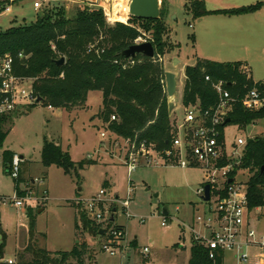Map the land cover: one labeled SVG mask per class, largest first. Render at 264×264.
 I'll use <instances>...</instances> for the list:
<instances>
[{
  "label": "rangeland",
  "instance_id": "rangeland-1",
  "mask_svg": "<svg viewBox=\"0 0 264 264\" xmlns=\"http://www.w3.org/2000/svg\"><path fill=\"white\" fill-rule=\"evenodd\" d=\"M13 5L12 14H3L6 7L0 6V31L12 26L35 22L38 16L54 11L55 7L63 8L69 18L74 17L83 6L101 9L99 5L112 10L114 0H100L99 5L92 6L83 0H0ZM96 1V0H95ZM131 0H116L119 5L129 4ZM188 0H164L160 3L161 16L165 24V38L173 45H178L180 64L173 68L170 57L165 64L173 69L177 77L175 101L170 108L171 122L176 129L185 114L182 105L185 84L184 69L193 66L196 61V48L191 39L195 35L196 22L186 12ZM39 2L38 11L34 3ZM5 8V9H4ZM102 10V9H101ZM13 19L17 22H14ZM125 21L129 23L126 17ZM108 22V20H107ZM123 23L121 21H115ZM124 24V23H123ZM149 39L153 38V25L134 23ZM192 25V26H191ZM166 70L165 72H173ZM264 68L255 66L254 76H263ZM174 73V72H173ZM255 78V79H256ZM258 79V78H257ZM261 82V81H258ZM28 94L32 92V82L24 80L22 84ZM103 97L100 92H93L86 102V107L71 111L53 109L30 101H24L12 116L11 123L5 130L12 128L2 150L21 156L24 162L21 167L20 181L14 180L0 168V196L14 198L25 194L28 189L35 192L33 202H27L22 209L9 205L0 206V244L2 234L6 235V248L2 260L17 261L16 254L22 252L28 244L31 218L29 209L34 214L35 231L40 235V245L51 252L71 251L78 238L76 236V219L79 210L76 204L97 197L102 190L104 200L119 197L127 198L129 188L132 190L130 217H127L120 205H117L116 224L126 229V241L122 249H116V255L100 251L103 239L87 235L90 254L96 257L97 264H190L191 248L196 232H206L196 224L199 213L206 212L198 191L204 184V171L200 168H182L176 165H164L159 159L147 165L140 163L136 171L129 176L123 159L127 150L126 144L114 135L102 138V121L99 118ZM30 110L28 112L27 110ZM264 138V122L240 129L229 125L224 129L227 151L233 152L234 144L239 138ZM54 141L69 152L75 163L94 162L76 173L66 174L62 168L41 164L44 140ZM249 175L245 173L238 181L246 183ZM37 182L34 186L32 181ZM28 188V189H27ZM45 199L39 200V199ZM116 209V205L109 206ZM178 209V210H177ZM164 210L167 215L164 214ZM166 226H162L164 219ZM250 227L256 232L257 240L264 238V208L255 209L250 214ZM135 242L136 246L131 243ZM148 248V253L144 249ZM249 259L242 264H259L264 249L252 246L248 249ZM235 253H224V264H238Z\"/></svg>",
  "mask_w": 264,
  "mask_h": 264
},
{
  "label": "trees",
  "instance_id": "trees-1",
  "mask_svg": "<svg viewBox=\"0 0 264 264\" xmlns=\"http://www.w3.org/2000/svg\"><path fill=\"white\" fill-rule=\"evenodd\" d=\"M1 5L6 7L8 2H0ZM261 7L262 2H259L238 9L210 12L203 0H190L186 11L194 19H200L214 14L247 15L257 12ZM134 23L153 25L151 42L156 54L154 59L138 56L133 66L124 68L123 65L129 59L122 53L135 45L136 39L142 34ZM165 31L162 18H131L129 25L120 22L110 25L101 9L83 6L74 17L69 18L65 9L55 7L54 11L48 10L38 16L35 22L0 31V58L8 54L14 57L15 75L32 82V92L36 98L42 99V106L66 111L84 108L90 92H101L103 101L98 115L103 127L108 125L110 133L117 139H130L137 145L144 143L162 154L171 147L174 134L165 68L158 58H163L178 48L168 42ZM191 39L194 42L195 37L192 36ZM20 54L23 55L22 58ZM62 58L65 60L64 64L58 65L57 62ZM185 77L182 95L184 107L197 105L203 112L216 107L220 96L214 85L219 82L224 83L225 89L235 100L226 119L230 122L219 127L221 142L225 141L224 129L229 125L244 130L258 122H264V107L251 111L242 104L246 94L253 89L264 96V82H255L243 63H220L198 58L194 66L186 67ZM206 77H210V81ZM12 116L4 120V125L11 123ZM113 116L116 117L115 121L111 120ZM9 133L10 129H0V148ZM14 155L5 151L6 167L12 162ZM41 164L46 168L57 166L66 174H72L95 163H75L61 145L45 139ZM263 168L264 138L258 136L248 139L243 148L240 169L249 175L246 186L251 211L264 208ZM76 207L79 210L76 219L78 243L71 251L66 252H51L40 245V235L35 231L34 214L30 208L28 244L22 252L16 254L15 264H97L96 257L90 254L86 236L101 238V227L88 218L81 204H76ZM114 228L122 232L120 240L125 241L126 229L117 224H114ZM2 237L1 260L7 239L5 234ZM131 245L135 247L136 243ZM190 264H224V254L220 252L212 260L208 249L200 240L194 239Z\"/></svg>",
  "mask_w": 264,
  "mask_h": 264
},
{
  "label": "built area",
  "instance_id": "built-area-1",
  "mask_svg": "<svg viewBox=\"0 0 264 264\" xmlns=\"http://www.w3.org/2000/svg\"><path fill=\"white\" fill-rule=\"evenodd\" d=\"M12 2L14 0H11ZM100 0L91 4L96 6ZM130 3L126 17L130 21ZM99 5V4H98ZM106 19L113 24L112 12L102 4L99 5ZM35 9L41 8V4L36 2ZM6 12L10 11L9 5ZM125 12V11H123ZM129 25L127 21L123 22ZM151 42L145 34H141L135 41V44H143ZM152 43V42H151ZM22 58L23 55L20 54ZM155 58V57H154ZM153 58V59H154ZM163 63V58H158ZM117 63V62H116ZM135 59H129L124 64V68L133 66ZM210 81V77H206ZM0 129L5 128L4 120L13 115L24 101L29 99L36 103L37 98L31 92L28 94L22 89L24 79L17 77L14 73V57L5 55L0 58ZM166 84V83H165ZM220 99L216 107L203 112L199 106L184 107L185 114L182 122L173 130V140L171 147L162 154L149 147L144 143L137 145L132 140H123L127 146L123 164L127 168L128 175L131 176L140 163L144 161L147 165L159 159L164 165H176L182 168H200L204 171L205 182L199 189L198 193L201 199L206 192V186L210 187V200L202 202L207 207L206 212L199 213L196 217V224L202 227L206 235L202 232H194L196 239L208 249L209 258L214 260L218 253L223 254L226 251L235 253V259L238 264L246 263L249 259L248 249L252 246H260L264 249V238L257 240L256 232L250 227L251 210L248 205L247 186L246 183L238 181L241 175L246 172L240 169L243 157V148L247 143L246 139L239 138L234 144L233 152L229 153L226 148L225 141H220L221 132L219 127L225 124L229 112L232 110L235 100L231 97L228 90L225 89L224 83L219 82L214 85ZM242 104L251 111H257L264 107V96L258 90L249 91ZM52 108V107H49ZM112 121L116 117L111 118ZM174 124L172 123V128ZM111 134L108 125L104 127L101 133L102 138H107ZM5 151L0 148V168L4 173L14 180H18L21 175V167L24 159L15 154L12 162L6 167L4 165ZM236 172V174H234ZM37 182L32 181L35 186ZM28 189V188H27ZM132 190L129 188L127 198L121 200L119 198H111L104 200L106 192L102 190L97 197L86 202H79L82 209L86 212L88 218L98 224L104 235L101 236L103 243L101 250L116 255V249H122L121 241L122 232L115 230V222H111L112 216H117V205H120L127 217H130V202ZM35 192L28 189L21 196L14 198L0 196V206L9 205L15 209H22L27 206V202L37 200L34 198ZM36 197V196H35ZM44 200L45 199H39ZM116 205V209H110L109 206ZM178 210V209H177ZM167 219H164L162 226H166ZM148 248L144 249V253H148ZM8 264H14L13 260H1ZM259 264H264V255H261Z\"/></svg>",
  "mask_w": 264,
  "mask_h": 264
},
{
  "label": "crops",
  "instance_id": "crops-1",
  "mask_svg": "<svg viewBox=\"0 0 264 264\" xmlns=\"http://www.w3.org/2000/svg\"><path fill=\"white\" fill-rule=\"evenodd\" d=\"M163 1L164 0H160V3ZM189 1L190 0H188L187 2ZM203 1L205 2L207 10L210 12L238 9L262 2V7L257 12L247 15L226 16V15L214 14V15H208L202 17L200 19L193 18L194 21L196 22V27H194L195 35H193L195 37V40L193 43H194V48H196L197 51L195 55L196 60L200 58V59H206L220 63H243L250 71L251 77L255 82L258 81L264 82V70H263V76L257 77L258 79L254 76V71H253V68L255 66L257 67L262 66L264 68V0H203ZM14 4L15 3L10 4L9 5L10 11L9 12L4 11L3 14L6 13L12 14L13 13L12 7ZM35 10L38 11L39 9H35ZM13 21L17 22L16 19L15 20L13 19ZM12 27H9L8 29ZM177 52L178 49L163 57V61H164L163 65L166 70H173L166 67L165 61L166 59H168V57H170L171 64H173L174 60L176 59L179 60L177 64L181 63L178 54H176ZM175 67L176 66H174L173 64V68ZM185 69H184V74H185ZM173 72L175 73L174 70ZM92 93L93 92H90L89 96ZM168 103L170 108H172L173 105H177L175 104L174 99L170 100ZM101 108L102 106L100 107V110ZM27 111L30 112L29 109ZM11 130L12 128H10V131ZM103 131H104V127H103ZM116 220H117V216L115 217V224H116Z\"/></svg>",
  "mask_w": 264,
  "mask_h": 264
},
{
  "label": "water",
  "instance_id": "water-1",
  "mask_svg": "<svg viewBox=\"0 0 264 264\" xmlns=\"http://www.w3.org/2000/svg\"><path fill=\"white\" fill-rule=\"evenodd\" d=\"M85 2L95 3V0H83ZM161 16V6L160 0H131L130 3V19H138V20H158ZM155 47L151 42H146L143 44H135L125 50L122 55L128 59H135L138 56H144L146 58L153 59L155 57ZM65 60L62 58L57 63L58 65L64 64ZM179 60H174V66L177 65ZM165 83H166V91L168 98L175 97L177 91V77L173 72H165ZM42 99L37 98L36 103H41ZM230 120L226 121V124L229 123ZM264 171V168H263ZM204 201L210 200V187L206 186V192L204 197L202 198ZM164 214L167 212L164 210ZM111 222H115V216H112L110 219ZM104 231L100 232V235H104Z\"/></svg>",
  "mask_w": 264,
  "mask_h": 264
},
{
  "label": "bare ground",
  "instance_id": "bare-ground-1",
  "mask_svg": "<svg viewBox=\"0 0 264 264\" xmlns=\"http://www.w3.org/2000/svg\"><path fill=\"white\" fill-rule=\"evenodd\" d=\"M115 3L112 5L113 12H112V21H121L125 22L126 19V13L129 10V6L126 4L119 5L116 0H114ZM125 11V12H123Z\"/></svg>",
  "mask_w": 264,
  "mask_h": 264
}]
</instances>
